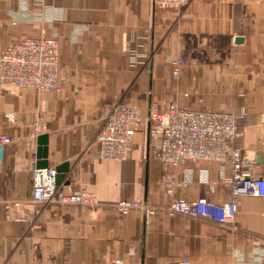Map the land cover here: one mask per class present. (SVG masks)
<instances>
[{
  "label": "crops",
  "instance_id": "0c3cea01",
  "mask_svg": "<svg viewBox=\"0 0 264 264\" xmlns=\"http://www.w3.org/2000/svg\"><path fill=\"white\" fill-rule=\"evenodd\" d=\"M41 35L59 41L58 89L0 86V132L11 137L0 160V264H264L261 197H239L235 228L163 209L174 198L228 200L229 159L177 166L182 185L168 194L148 122L127 158H100L94 141L117 103L142 116L173 100L229 111L238 116L234 146L255 156L264 177V0H191L178 13L154 0H0V52ZM40 162L66 191L95 192L99 204L34 202ZM139 196L154 214L116 206Z\"/></svg>",
  "mask_w": 264,
  "mask_h": 264
},
{
  "label": "built area",
  "instance_id": "2783aa9c",
  "mask_svg": "<svg viewBox=\"0 0 264 264\" xmlns=\"http://www.w3.org/2000/svg\"><path fill=\"white\" fill-rule=\"evenodd\" d=\"M191 0H154V3L175 13ZM59 41L56 36H26L7 44L0 52V86L30 88L38 92L58 89ZM185 61L175 58L171 62L172 78L181 73ZM148 122L147 139L150 152L163 170L161 183L168 194L182 183L176 180L174 168L198 160L224 162L230 160L231 172L224 179L231 197L215 202L206 196L194 200L172 199L163 209L170 214L201 217L235 228V215L239 197L251 195L264 200V177L255 173L257 162L250 152L234 146L240 134L238 116L233 112L209 108H191L170 101L160 111L142 116L135 104L117 103L106 115L95 135L98 154L103 159H124L131 152L135 132ZM33 129H45L38 115L33 118ZM11 137L0 132V160L4 145ZM32 200L46 204H77L82 208H94L99 204L95 192L86 189L66 191L55 182V170L39 167L34 170ZM116 206L123 213L136 208L150 216L157 206L142 196L133 200H120ZM39 209L31 212L36 214ZM169 264H189L186 259L173 260Z\"/></svg>",
  "mask_w": 264,
  "mask_h": 264
},
{
  "label": "water",
  "instance_id": "95a60500",
  "mask_svg": "<svg viewBox=\"0 0 264 264\" xmlns=\"http://www.w3.org/2000/svg\"><path fill=\"white\" fill-rule=\"evenodd\" d=\"M38 154H39V151H38ZM39 167H47V165L45 164V162H40L39 163ZM59 177L58 174L55 175V179L57 180V178Z\"/></svg>",
  "mask_w": 264,
  "mask_h": 264
}]
</instances>
